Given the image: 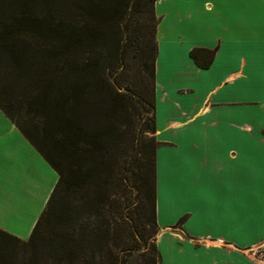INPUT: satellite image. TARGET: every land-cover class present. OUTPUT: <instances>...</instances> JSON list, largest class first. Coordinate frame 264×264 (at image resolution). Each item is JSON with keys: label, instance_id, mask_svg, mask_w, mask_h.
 Instances as JSON below:
<instances>
[{"label": "trees", "instance_id": "1", "mask_svg": "<svg viewBox=\"0 0 264 264\" xmlns=\"http://www.w3.org/2000/svg\"><path fill=\"white\" fill-rule=\"evenodd\" d=\"M155 1L0 0V108L59 176L27 239L0 228V264L161 263ZM129 8L138 79L119 92L108 31ZM214 51L190 54L208 67Z\"/></svg>", "mask_w": 264, "mask_h": 264}, {"label": "crops", "instance_id": "2", "mask_svg": "<svg viewBox=\"0 0 264 264\" xmlns=\"http://www.w3.org/2000/svg\"><path fill=\"white\" fill-rule=\"evenodd\" d=\"M154 9L160 264H259L250 248L264 244V2ZM193 48L215 50L208 67ZM58 177L0 108V228L27 239Z\"/></svg>", "mask_w": 264, "mask_h": 264}, {"label": "rangeland", "instance_id": "3", "mask_svg": "<svg viewBox=\"0 0 264 264\" xmlns=\"http://www.w3.org/2000/svg\"><path fill=\"white\" fill-rule=\"evenodd\" d=\"M165 6L169 7L170 5L165 4ZM130 10L131 8H129L127 12L125 11L120 23H114L110 26L108 31V39L114 36L113 42L116 44V46H119L118 56L114 57V60L112 61L113 67H110L113 83L119 92H124L127 90V88H129L128 86L130 84L132 85L134 82H137L138 79L136 72L139 68V54L136 50H134L131 42L132 40L133 42H137L140 27L139 22L142 21V17L140 12L129 14ZM3 76H5V74H3L2 77ZM188 78L190 79V82L198 84L196 81H194V78H190L189 76ZM158 111L160 118H165V114L167 112L166 105L159 102ZM146 126V123H143L139 126V128L146 130ZM146 132L149 133V131ZM121 190H123L122 186L121 189L117 188V186L114 187L115 196L120 200V202H123Z\"/></svg>", "mask_w": 264, "mask_h": 264}, {"label": "built area", "instance_id": "4", "mask_svg": "<svg viewBox=\"0 0 264 264\" xmlns=\"http://www.w3.org/2000/svg\"><path fill=\"white\" fill-rule=\"evenodd\" d=\"M253 259L259 264H264V244H256L253 248H250Z\"/></svg>", "mask_w": 264, "mask_h": 264}, {"label": "snow or ice", "instance_id": "5", "mask_svg": "<svg viewBox=\"0 0 264 264\" xmlns=\"http://www.w3.org/2000/svg\"><path fill=\"white\" fill-rule=\"evenodd\" d=\"M262 2H264V0H262Z\"/></svg>", "mask_w": 264, "mask_h": 264}]
</instances>
